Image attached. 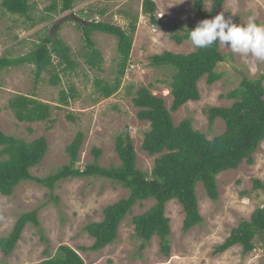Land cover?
<instances>
[{
	"label": "rangeland",
	"instance_id": "374dc122",
	"mask_svg": "<svg viewBox=\"0 0 264 264\" xmlns=\"http://www.w3.org/2000/svg\"><path fill=\"white\" fill-rule=\"evenodd\" d=\"M2 1L0 58L6 51H11L8 57L17 60L29 53L34 43L46 36H58L71 47L75 63L71 71H62L61 67L56 72L61 80L58 86L51 85L49 76L44 75L46 81H42L36 90L33 66L0 69V131L27 142L42 137L48 141L47 155L39 166L32 169V176L46 178L68 165L66 148L78 133L85 134L78 167L84 169L87 164L95 162L94 148L102 151L98 161L100 166L118 167L121 162L114 140L118 134L128 132L135 147L137 168L150 173L156 158L150 157L142 148L150 123L138 120L139 109L133 106L132 98L141 87H148L155 96L164 98L167 109H171L172 73L153 68L150 58L164 52L186 55L195 50L190 41L179 44L174 39L184 36L200 21L194 10V0H151L156 4L158 26L143 14L144 0H76L72 11L35 28H30L24 18L7 14L1 6ZM32 3L36 5L34 16L38 18L51 0H34ZM205 5L208 14L212 0H205ZM220 13L241 25L250 17L256 23L264 24V0H227L215 15ZM93 20L117 25L128 32L130 25L137 23L130 63L121 89L109 99L99 97L95 82L114 83L119 63L118 39L103 33L92 35L104 61L102 70L91 69L86 62L90 50L80 26L84 21ZM55 26L58 27L55 29ZM219 47L222 54H232V59L227 58L226 63L217 68L224 74L223 79L210 86L207 77L203 78L199 82L201 100L189 102L176 113H171L176 126L191 119L194 130L206 134L209 139L223 134L226 126L222 120H216L210 129L205 111L212 107H231L234 101L227 99V94L237 89L245 78L258 79L264 74V62L233 53L220 43ZM71 86L76 89V98L64 106L59 102L60 91L68 92ZM33 93L37 100L52 107L50 119L35 124L20 123L9 109V102L18 95ZM254 159L252 166L243 163L238 170L218 176L220 197L217 202L209 200L203 185H198L196 194L203 223L191 231L186 233L183 229L185 215L182 206L177 201L167 205L166 216L171 222L169 258L162 255L158 237H154L145 248L135 237L133 218L148 212L154 206V200L134 207L120 226L115 243L98 253L80 251L81 247L88 249L94 243L85 231L86 226L101 222L104 209L127 198L129 191L102 178H70L57 184L53 192L59 198L56 204L51 201L48 188L32 181L24 182L12 197L0 194V239L9 235L22 214L38 208H41V227L28 225L9 257L0 250V264H39L54 256L63 245L78 250L86 264H264V234L255 239L257 249L248 255L243 254V247L239 245L215 255V249L225 242L233 229L242 221H250L254 211L264 207V192L253 188L254 180L264 184V142Z\"/></svg>",
	"mask_w": 264,
	"mask_h": 264
},
{
	"label": "trees",
	"instance_id": "16d2710c",
	"mask_svg": "<svg viewBox=\"0 0 264 264\" xmlns=\"http://www.w3.org/2000/svg\"><path fill=\"white\" fill-rule=\"evenodd\" d=\"M34 0H3L2 8L11 16L24 18L30 28H35L54 20L55 16L72 11L76 0H51L41 16L35 17ZM227 0H212V8L205 12V0H194V10L203 19H211ZM156 4L144 0L143 14L148 15L153 25H160L156 16ZM102 15L104 12L101 13ZM193 27L192 29H194ZM56 29V26H55ZM83 37L90 52L86 62L91 69L102 70L103 56L96 48L92 35L103 33L118 39L119 63L117 76L113 84L96 81L95 87L99 97L109 99L122 86L123 78L128 69L133 50L137 23H132L129 32L117 25L98 20L84 21L80 26ZM190 29V30H192ZM188 30L184 36L174 39L179 44L189 40ZM59 31V30H58ZM11 51H6L0 58V69H8L21 65L34 67L35 90L49 76L53 86L61 83L56 72L71 71L75 67L71 47L61 39L46 36L33 49L17 60L8 57ZM232 54L224 55L220 51L219 42L205 49H195L192 53L182 55L164 52L150 58L151 66L165 69L172 73L170 95L173 97L171 109H167L165 99L155 96L148 87H141L132 98V104L139 109L137 118L141 122H149L150 130L144 135L143 150L154 157L155 162L150 173L137 168V155L131 135L127 132L118 134L114 140L115 151L120 159L118 167L105 168L98 161L102 151L94 148L92 153L95 162L87 164L84 169L78 167L79 156L84 144L85 134L78 133L74 141L66 148L69 164L62 166L57 172L46 178L32 176V169L39 166L48 152V141L44 137L27 142L7 136L0 131V194L12 197L16 188L24 182H35L51 191V201L59 203L54 195L58 183L70 178H102L121 185L129 191V196L107 207L103 211L101 222L90 223L85 231L94 240L93 245L80 251L101 252L118 240L120 226L132 214L137 204L154 200V206L145 214L133 218L135 237L142 242V247H148L154 237L160 240L163 256H171V225L166 216V208L170 202L177 201L185 215L183 229L187 233L203 223L199 210V200L196 189L202 184L206 195L212 202L219 200L218 176L228 171L238 170L243 163L252 166L254 156L264 142V74L258 79L245 78L240 86L228 93L226 98L234 101L229 108L212 107L205 111L212 129L216 120L225 123V132L209 139L206 134L194 130L192 120L187 119L176 126L171 113H176L189 102H199L201 94L199 82L207 77L210 86L221 81L223 73L217 68L226 63ZM63 65L65 68H63ZM34 95H18L9 102V109L20 123H42L50 119L52 107L37 100ZM129 94V92H128ZM76 98V89L71 86L68 92L60 91L59 102L68 106L70 100ZM73 120V118L68 117ZM253 188L264 192V184L254 180ZM41 208L22 214L12 231L0 239V250L5 257L12 255L23 232L28 225L41 227L39 220ZM264 234V207L257 208L250 221H242L231 231L225 242L215 249V255H220L239 245L243 254L248 255L257 248L254 244L258 236ZM264 248V247H263ZM47 252V251H46ZM48 254V253H47ZM39 264H86L84 259L69 246L58 248L55 255L48 257Z\"/></svg>",
	"mask_w": 264,
	"mask_h": 264
},
{
	"label": "clouds",
	"instance_id": "9594fccd",
	"mask_svg": "<svg viewBox=\"0 0 264 264\" xmlns=\"http://www.w3.org/2000/svg\"><path fill=\"white\" fill-rule=\"evenodd\" d=\"M188 37L193 49L209 48L219 42L233 53L264 62V24L256 23L252 17L241 25L220 13L199 21Z\"/></svg>",
	"mask_w": 264,
	"mask_h": 264
},
{
	"label": "water",
	"instance_id": "95a60500",
	"mask_svg": "<svg viewBox=\"0 0 264 264\" xmlns=\"http://www.w3.org/2000/svg\"><path fill=\"white\" fill-rule=\"evenodd\" d=\"M56 27H58V26H56Z\"/></svg>",
	"mask_w": 264,
	"mask_h": 264
}]
</instances>
